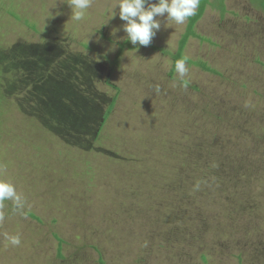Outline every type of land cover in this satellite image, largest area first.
<instances>
[{
  "label": "rangeland",
  "instance_id": "rangeland-1",
  "mask_svg": "<svg viewBox=\"0 0 264 264\" xmlns=\"http://www.w3.org/2000/svg\"><path fill=\"white\" fill-rule=\"evenodd\" d=\"M239 1L182 51L217 75L181 77L188 19L144 47L118 0H0V264H264V18Z\"/></svg>",
  "mask_w": 264,
  "mask_h": 264
},
{
  "label": "clouds",
  "instance_id": "clouds-1",
  "mask_svg": "<svg viewBox=\"0 0 264 264\" xmlns=\"http://www.w3.org/2000/svg\"><path fill=\"white\" fill-rule=\"evenodd\" d=\"M200 0H118L119 18L124 21L123 30L127 34L128 41L133 45L147 47L160 27L155 19L167 13V19H172L178 24L185 22L186 18L195 15ZM90 6V0H71L74 9L72 19L81 20L84 10ZM115 17V16H114ZM187 58L177 60L175 69L183 77ZM12 199L19 203L20 197L16 194L14 187L8 182H0V201ZM13 245H19V236L9 238Z\"/></svg>",
  "mask_w": 264,
  "mask_h": 264
},
{
  "label": "trees",
  "instance_id": "trees-1",
  "mask_svg": "<svg viewBox=\"0 0 264 264\" xmlns=\"http://www.w3.org/2000/svg\"><path fill=\"white\" fill-rule=\"evenodd\" d=\"M251 2L253 4H255L257 6V2L258 0H251ZM258 8V7H257ZM259 8L261 9V11L264 13V3L260 4ZM12 17H14L13 13H9ZM197 18L196 17H193L191 19H189V22H188V25L186 27V30H185V34L181 37V39L179 40V43H178V46L176 48V51L174 54H171V57H172V63H173V66H172V70H171V73L173 72V69L175 68V62L177 60H180V59H183L184 57L182 56V51H183V48L187 42V39L188 37L191 35L192 33V27L193 25L195 24ZM26 27H28L29 25L27 23L24 24ZM30 28V27H29ZM101 37L105 40V41H109L108 39H105L103 35H101ZM126 39V38H124ZM117 47H118V51L115 55V58L113 59L112 63L115 64L116 63V59H118L120 53L122 52V50H124L126 47L127 48H130L131 46H129V44L127 43V40H123L122 42L118 43L117 44ZM155 49V48H154ZM186 64L188 66H193V67H196V68H199L200 70H202L203 72H206V73H210L212 75H217V72L214 71L213 69H211L210 67L207 66V64H204L202 62H193V60H186ZM108 83V81L106 82ZM114 88V87H112ZM117 95V89H115V95L112 97L111 101L109 102L103 116H102V124L101 126L99 127V129L97 130L98 133L96 136L99 135L100 133V130L102 128V125L105 123L106 119L108 118L109 114L111 113L113 107H114V104H115V100H116V96ZM30 217H34L33 215H30ZM36 219V218H34ZM100 264H102V262L100 261Z\"/></svg>",
  "mask_w": 264,
  "mask_h": 264
},
{
  "label": "crops",
  "instance_id": "crops-1",
  "mask_svg": "<svg viewBox=\"0 0 264 264\" xmlns=\"http://www.w3.org/2000/svg\"><path fill=\"white\" fill-rule=\"evenodd\" d=\"M246 1L247 2H244V1L237 2L239 11L243 12L244 7L248 8V1L255 9L261 10L260 8H257V6L251 2V0H246ZM152 2H156V0H152ZM229 5H230V3L228 2V0L227 1L226 0H200V4H199V7L196 9L195 15L186 18L188 20H187V23L185 24V30H186V27L188 25L189 19H191L193 17L197 18L195 24L192 27V33L188 37L187 41H189L190 39H196L200 42H204V41H202L204 38L201 36V32H202L204 27H201L200 28L201 30H197V24H199L201 19L202 20L204 19V16L207 12L208 13L210 12V14H216L220 18H224L225 13L226 14L230 13L227 9V6H229ZM234 9L238 11L236 5L234 6ZM239 11H238V13H239ZM234 12H236V11H234ZM262 14H263V18H264V13L262 12ZM245 18H246V15H245ZM246 20L248 21V19H246ZM242 21H244V20H242ZM185 30H184V33L182 34V36L185 34Z\"/></svg>",
  "mask_w": 264,
  "mask_h": 264
}]
</instances>
